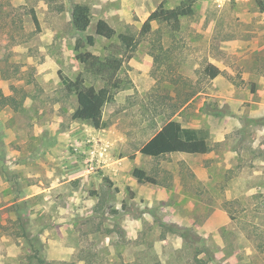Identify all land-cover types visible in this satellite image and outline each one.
<instances>
[{
	"label": "rangeland",
	"instance_id": "1",
	"mask_svg": "<svg viewBox=\"0 0 264 264\" xmlns=\"http://www.w3.org/2000/svg\"><path fill=\"white\" fill-rule=\"evenodd\" d=\"M161 1L0 0V264H264L258 0H186L180 28L154 22L124 62L104 127L73 118L59 70L103 82L76 57L72 5L89 6L96 42L84 49L104 57L122 51L117 36L96 35L99 19L138 35ZM168 118L208 128L210 150L140 153ZM135 167L158 183L138 182Z\"/></svg>",
	"mask_w": 264,
	"mask_h": 264
},
{
	"label": "trees",
	"instance_id": "2",
	"mask_svg": "<svg viewBox=\"0 0 264 264\" xmlns=\"http://www.w3.org/2000/svg\"><path fill=\"white\" fill-rule=\"evenodd\" d=\"M261 9H264V0H258ZM30 18L37 30L40 31V20L35 8L28 10ZM193 13L192 1H181L173 8L165 7L164 0L148 15L138 35L120 32L106 20L99 19L95 25L96 35L111 39L117 36L120 41L121 53L111 52L104 57L85 50L86 45H94L95 35L87 33L91 24V12L88 5L74 3L71 7V19L75 30L81 34L75 42L76 57L83 64L84 70L103 82V85L96 88L94 85H86L85 78L80 74L75 80L65 72L59 70L61 81L68 86L77 96V107L73 112V118L90 122L95 128H103V109L106 103L113 99V90L122 87V80L118 73L124 62L132 57L139 39L152 31L154 22H163L171 25L175 30L180 28L181 18ZM120 51V50H119ZM118 51V52H119ZM222 70L214 63H208L203 73L208 78H215ZM15 101L10 99L11 103ZM15 108L18 107L14 104ZM210 131L206 127L184 126L181 122L166 119L160 128L155 132L141 148L140 153L152 157L174 152L186 154H204L210 150ZM133 176L140 183L157 184L158 179L139 167L133 170ZM199 264H207V260L197 256Z\"/></svg>",
	"mask_w": 264,
	"mask_h": 264
},
{
	"label": "built area",
	"instance_id": "3",
	"mask_svg": "<svg viewBox=\"0 0 264 264\" xmlns=\"http://www.w3.org/2000/svg\"><path fill=\"white\" fill-rule=\"evenodd\" d=\"M228 1H233V0H228ZM234 1H245V0H234Z\"/></svg>",
	"mask_w": 264,
	"mask_h": 264
},
{
	"label": "crops",
	"instance_id": "4",
	"mask_svg": "<svg viewBox=\"0 0 264 264\" xmlns=\"http://www.w3.org/2000/svg\"><path fill=\"white\" fill-rule=\"evenodd\" d=\"M175 153H181V152H175ZM186 154V153H185Z\"/></svg>",
	"mask_w": 264,
	"mask_h": 264
}]
</instances>
